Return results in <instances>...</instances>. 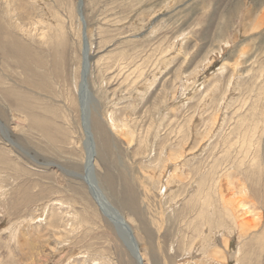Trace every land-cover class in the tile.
<instances>
[{
	"label": "rangeland",
	"instance_id": "374dc122",
	"mask_svg": "<svg viewBox=\"0 0 264 264\" xmlns=\"http://www.w3.org/2000/svg\"><path fill=\"white\" fill-rule=\"evenodd\" d=\"M234 1L83 0L95 173L133 228L145 264H154V256L123 203L121 174L139 204L147 197L161 210L169 196L153 187L147 171L166 165L167 148L182 147L186 174L206 176V169L221 166L264 212V138L250 133L264 111L263 55L252 56L264 45V28L248 30L259 12L246 27L245 11ZM76 6L77 0H0V121L6 128L0 127V264H136L72 176L84 169ZM250 140L249 149L242 145ZM182 186L178 193L185 196L193 189ZM181 200L164 205L161 251L168 264H210L212 248L191 250L187 222L197 212L182 221L188 198ZM218 215L225 243L220 259L264 264V236L240 238L222 207ZM156 257L163 264L160 252Z\"/></svg>",
	"mask_w": 264,
	"mask_h": 264
},
{
	"label": "bare ground",
	"instance_id": "6f19581e",
	"mask_svg": "<svg viewBox=\"0 0 264 264\" xmlns=\"http://www.w3.org/2000/svg\"><path fill=\"white\" fill-rule=\"evenodd\" d=\"M83 3H84L83 0H77V6H76L77 14L79 20L81 21V26H82L81 27V33H82L81 77H80V83L78 84V91L76 96H77V104L79 106V111L81 115V126L83 130L82 144L84 150V158H83L84 169L82 172H73L72 176L73 178L75 179L77 178L83 183V187L87 188V192L90 194L89 198L92 199V201L95 203L98 213H100L102 217L113 226L115 231L113 233H116V237L120 242L119 248H121V246L126 248V250H128V252L133 257L136 264H145L143 256L140 253L139 244L135 237L133 228L129 224L126 217L120 212V210L115 205H113L112 201L104 193L99 182L97 181V177L95 173V161L97 159L96 158L97 149L89 121L90 119L89 112L91 108V101L93 99V98L91 99L88 91L90 49H89V41L87 38L86 21L84 19V16H81V14L83 15ZM233 5L236 8L245 11L244 12L245 20L247 21H245L244 26L246 27H250L248 26L247 22L249 19L251 20L252 15L254 13L259 12V17L256 19V21L252 22L251 28H248V30L250 29L258 30L264 28V0H235ZM83 20L85 22V29H86V34H85L87 39L86 47L84 44ZM245 30H247V28ZM251 34L254 35L256 33L252 32L250 33V35ZM243 53L245 55L246 52H242V54ZM257 53L263 55V61H262L263 65L260 75L263 77L261 88L264 89V45L259 47L256 53L255 54L253 53L252 56L254 55L257 56ZM85 73H87L86 78H84ZM253 86L256 87L255 84H253ZM259 90L260 89H258V91ZM254 108L253 110H251V112L255 111L253 113V116H256L258 110L257 109L254 110ZM261 113L263 116V117L261 116L262 120L258 118L254 122V127L252 129V132L250 133H252L253 135L258 134L259 138H264V111ZM217 115L213 117L214 121H218ZM1 124L2 123L0 121V127L4 129L3 131H6L5 126ZM243 125H245V123H243ZM97 127L103 137L105 135V129L103 124L97 123ZM103 144H104L103 150H108L106 139L103 141ZM242 145L245 147H247V145L248 147L252 146L251 140L250 142H248V144H246L244 141ZM178 149L180 150L179 152L177 151L171 152L170 149L167 148L165 151V155L167 157L166 159L167 163H165L166 165L162 167L154 166L151 168L152 170H149V172L147 171L148 173L147 177L149 181L153 184V187H155L158 190H162V192L164 191L162 195L164 196L166 195V197L169 196L168 198H164V200L161 202L163 204L161 210H154L153 208H151V205L149 204V202H147V197H143V198L141 197V204H139L138 194L131 187L129 178L126 174H121L123 203L125 205L130 206V211H131L130 214L133 216V220L135 218L137 225L141 230V233L147 243L150 256L152 257L154 256L153 257L154 264H158V260L156 257L158 252H160L161 254V257L163 259L162 260L163 264H168L167 255H163L161 251L162 246L160 241V239L163 240V238H165L163 233L166 232V229L164 228V223L161 218L162 216H164V219H166L164 212L165 209L164 205L170 203L171 206L173 207L177 205L179 201H182L181 199L183 198V196L185 198L187 197L188 200L184 204L185 211L183 209L185 215H182L183 217L182 221L185 222L187 220V217L189 215L191 216V213L197 212V214L192 218H190L187 222V228L191 229L192 227V231H193V235H191V241H190L191 250H193L195 247L199 245V247L195 248V250H203L204 253H207V250L209 248H212L213 258L210 264H227L226 257H224L223 260L220 259L221 250L225 248V243L222 244L218 236L219 235L218 212L220 208L222 207L224 209L228 218L232 220L233 225H235L240 229L241 231V234L239 235L240 238L243 236L251 235L252 236L251 239L253 240H255L256 238L261 239L262 236H264V230L260 231V229H264L263 227L264 212L259 211V207L257 206L258 203L252 200L253 193L251 194V191L248 190V187L245 186L244 183L234 184V182L231 180L230 174L227 173V170L223 171V168L221 166L217 170L214 168L213 169L208 168L209 169L208 171V169H206L207 171L204 173L206 176L202 175V171L200 170L195 171L193 173H187V174L184 173L183 168L185 167L184 165L186 164H183L182 161L180 160L181 157H183L181 153L182 147ZM247 151L248 150L245 148L244 157L248 155ZM252 160L255 161L256 156ZM240 161L242 162V160ZM156 169L157 172L155 171ZM110 177L112 179V176L108 177L110 182H112ZM207 185H208V190H206ZM181 186L182 188L187 186L188 192L190 188L193 189L190 193L186 194L187 196H185V194L182 195L181 193H178V190L181 189L180 188ZM149 191L146 190V193L151 192ZM86 199L88 200L87 196ZM87 202L89 203V200ZM143 204L144 207L142 206ZM261 208L264 209V207ZM95 213L97 212L95 211ZM158 217L160 220L158 219ZM109 223L108 225H110ZM163 229L165 230L163 231ZM221 246L224 248H222Z\"/></svg>",
	"mask_w": 264,
	"mask_h": 264
},
{
	"label": "water",
	"instance_id": "95a60500",
	"mask_svg": "<svg viewBox=\"0 0 264 264\" xmlns=\"http://www.w3.org/2000/svg\"><path fill=\"white\" fill-rule=\"evenodd\" d=\"M81 16H83V15L81 14ZM83 24H84V44H85V47H86L87 39H86V36H85L86 29H85V22H84V20H83ZM86 76H87V73L84 74V78H86Z\"/></svg>",
	"mask_w": 264,
	"mask_h": 264
}]
</instances>
